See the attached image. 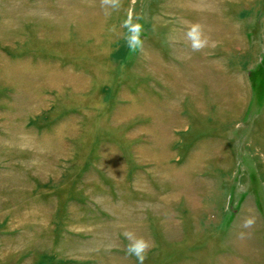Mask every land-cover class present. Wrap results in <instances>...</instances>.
<instances>
[{
  "label": "rangeland",
  "instance_id": "374dc122",
  "mask_svg": "<svg viewBox=\"0 0 264 264\" xmlns=\"http://www.w3.org/2000/svg\"><path fill=\"white\" fill-rule=\"evenodd\" d=\"M0 264H264V0H0Z\"/></svg>",
  "mask_w": 264,
  "mask_h": 264
},
{
  "label": "bare ground",
  "instance_id": "6f19581e",
  "mask_svg": "<svg viewBox=\"0 0 264 264\" xmlns=\"http://www.w3.org/2000/svg\"><path fill=\"white\" fill-rule=\"evenodd\" d=\"M178 5V4H177ZM190 6V5H189ZM96 11V10H95ZM56 14V13H55ZM173 15V14H172ZM74 16V15H73ZM62 18V17H61ZM88 19H90V18H88ZM204 19V18H203ZM93 20V19H92ZM91 20V21H92ZM202 20V19H201ZM89 21V20H88ZM90 21V22H91ZM55 22V21H54ZM73 22H74V20H73ZM84 22V21H83ZM40 23H41V21H40ZM85 23V22H84ZM73 24V23H72ZM76 24V23H75ZM87 24V23H86ZM78 25V24H77ZM80 26V25H79ZM55 27V26H54ZM62 27V26H61ZM102 27V26H101ZM55 29V28H54ZM203 29H206L205 27L203 28ZM64 31V30H63ZM86 31V30H85ZM72 32H73V30H72ZM71 32V33H72ZM95 33V32H94ZM207 33H209V32H207ZM39 34H41V33H39ZM211 34H213V32L211 33ZM49 35H51V34H49ZM54 35V34H53ZM52 35V36H53ZM75 35V34H74ZM73 35V36H74ZM84 41V40H83ZM144 48V47H143ZM151 50V49H150ZM153 50V49H152ZM153 51H155V50H153ZM144 62V61H143ZM159 63H161V62H159ZM170 68H171V66H170ZM151 70V69H150ZM171 70V69H170ZM153 71V70H152ZM71 72V71H70ZM72 73V72H71ZM155 73H158V70H157V68L155 69ZM172 74V73H171ZM59 75H60V77L61 78H66L67 79V81H69L71 84H72V86H73V88H76V89H84L83 87H84V85H79V83H85V82H81L79 79H76V77H70L69 76V73L68 72H61V73H59ZM154 75H156V74H154ZM160 75V74H159ZM173 75H174V73H173ZM81 78V77H80ZM157 78V77H156ZM174 78V77H173ZM81 79H83V78H81ZM165 79V78H164ZM48 81V80H47ZM170 82V81H169ZM64 83H66V82H64ZM69 83V84H70ZM62 85V84H61ZM51 86V85H50ZM49 86V87H50ZM71 86V85H70ZM171 87V86H170ZM65 89V88H64ZM210 91L213 93V91H217V89L214 87V86H210ZM66 90V89H65ZM64 90V91H65ZM60 91V90H59ZM62 91V90H61ZM20 99V98H19ZM195 99V98H194ZM209 101V100H208ZM38 102H40V101H38ZM213 102V101H212ZM220 104V103H219ZM219 106V105H218ZM217 106V107H218ZM220 106H221V104H220ZM126 115V114H125ZM152 115V114H151ZM115 116V115H114ZM168 118V117H167ZM172 121V119H168L167 120V124H169L170 123V121ZM120 122V121H119ZM173 122V121H172ZM176 123H177V119H176ZM65 126V125H64ZM52 143V142H51ZM55 144V143H54ZM205 151V148L204 147H198V149H197V154L195 155V157L197 158L198 156L200 157V154H201V152L203 153ZM206 152V154L208 153L207 151H205ZM208 154H210V153H208ZM198 155V156H197ZM248 212V211H247ZM251 214V213H250ZM247 226V225H246ZM252 226V225H251ZM249 227V226H248ZM258 250V249H257ZM258 253V252H257Z\"/></svg>",
  "mask_w": 264,
  "mask_h": 264
},
{
  "label": "clouds",
  "instance_id": "9594fccd",
  "mask_svg": "<svg viewBox=\"0 0 264 264\" xmlns=\"http://www.w3.org/2000/svg\"><path fill=\"white\" fill-rule=\"evenodd\" d=\"M123 235L126 239H132L134 234L131 231H125ZM147 246V243L142 238H137L134 243L128 244L126 248L129 253L135 255L138 259H142V253Z\"/></svg>",
  "mask_w": 264,
  "mask_h": 264
}]
</instances>
